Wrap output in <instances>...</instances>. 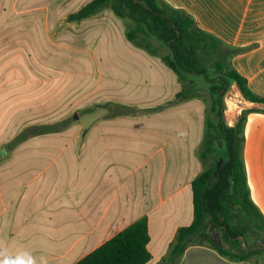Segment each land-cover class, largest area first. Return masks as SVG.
Returning <instances> with one entry per match:
<instances>
[{
    "label": "crops",
    "instance_id": "1",
    "mask_svg": "<svg viewBox=\"0 0 264 264\" xmlns=\"http://www.w3.org/2000/svg\"><path fill=\"white\" fill-rule=\"evenodd\" d=\"M162 1L229 45L257 44L232 62L264 95V57L257 56L264 48V0ZM128 47L101 61L98 101L78 107L72 82L57 84L50 62L38 67L37 56L0 57V249L77 264L146 220L145 264H255L253 257L221 253L218 247L240 249L213 223V236L192 235L179 247L181 230L195 221L193 182L214 163L202 157L207 88L177 98L178 76ZM47 125L50 133L15 143L22 132ZM244 157L252 199L264 216V156L245 149Z\"/></svg>",
    "mask_w": 264,
    "mask_h": 264
},
{
    "label": "trees",
    "instance_id": "2",
    "mask_svg": "<svg viewBox=\"0 0 264 264\" xmlns=\"http://www.w3.org/2000/svg\"><path fill=\"white\" fill-rule=\"evenodd\" d=\"M121 5H125L126 13L121 10ZM108 7H112L117 15L134 21L136 27L128 32V37L137 47L155 54L157 48L150 42L155 39L168 49L169 54L162 60L183 84L177 98L191 97L200 89L197 76H202L208 84L206 88L212 98L211 110L217 116L218 123L210 119L207 121L202 157L207 159L212 156L214 163L193 182L195 221L191 227L181 230L179 247L192 235L207 236V229L213 223L223 227L225 237L234 239L240 249L238 253H231L218 247L221 253L237 260L254 257L261 250L244 249L239 238L246 239V230L251 224L264 231V216L252 199L243 153L248 116L264 113V110H243L234 126H228L224 121V98L234 84L246 101L264 105V95L257 93L248 78L233 65V58L243 53L244 49L225 43L218 36L200 28L195 18L185 10L174 8L162 0H91L69 14L67 19L69 22H81ZM52 129L51 125H47L26 130L15 143L36 133H50ZM220 159L222 164L218 170ZM234 215L244 223L243 226L233 224ZM148 242L147 221L141 220L77 264H145L150 259Z\"/></svg>",
    "mask_w": 264,
    "mask_h": 264
},
{
    "label": "rangeland",
    "instance_id": "3",
    "mask_svg": "<svg viewBox=\"0 0 264 264\" xmlns=\"http://www.w3.org/2000/svg\"><path fill=\"white\" fill-rule=\"evenodd\" d=\"M90 1L0 0V57L5 55L16 59L24 56L34 59L37 56L38 67H45L50 62L52 65H48L49 68L56 67L54 69L56 73L54 70L51 72L55 73L57 84L58 81H64V86H67L69 81L72 82L70 87L74 88H71V94H75L73 105L77 107L86 102L98 101L101 61L105 62L109 60L108 57L129 50L130 44L143 50V53L155 56L164 64L162 58L169 54L168 49L162 47L155 39L150 40L152 46L157 48L155 54L145 48L137 47L128 37V32L135 28L136 24L129 17L117 15L112 7L103 9L86 21L68 22L67 17L70 13ZM121 10L126 13L125 5H121ZM241 48L244 49L241 54H245L258 49L259 46L252 44ZM257 56L264 57V48ZM197 78L200 86L208 85L202 76ZM179 82L181 83L180 80ZM181 85L183 86L182 83ZM235 86L237 85H232L224 98V121L228 126L236 125L245 109L264 110L263 104L250 103L242 94L234 99L236 104L234 105L232 96ZM261 88L264 90V85ZM89 94H92V97L84 101L83 98ZM204 96L210 100V105L207 106V118H213V122L217 124L218 118L210 107L212 98L207 91ZM246 136L244 153L246 149L255 156H259L260 153L264 156V113H252L248 116ZM247 141H250L248 145ZM233 220L237 227L244 225L237 215H234ZM213 233V227L210 226L207 234L213 236ZM239 240L244 249L259 248L261 252L253 257V261L255 264H264V241H262L264 231L251 224L247 227L246 239L240 237Z\"/></svg>",
    "mask_w": 264,
    "mask_h": 264
},
{
    "label": "clouds",
    "instance_id": "4",
    "mask_svg": "<svg viewBox=\"0 0 264 264\" xmlns=\"http://www.w3.org/2000/svg\"><path fill=\"white\" fill-rule=\"evenodd\" d=\"M0 264H48V260L44 256L37 258L28 251H19L11 255L0 249Z\"/></svg>",
    "mask_w": 264,
    "mask_h": 264
},
{
    "label": "bare ground",
    "instance_id": "5",
    "mask_svg": "<svg viewBox=\"0 0 264 264\" xmlns=\"http://www.w3.org/2000/svg\"><path fill=\"white\" fill-rule=\"evenodd\" d=\"M239 94H241L240 91L238 90V88H235V89H234L233 96H232V97H233V98H232V99H233V100H232V103L234 102V105H236L234 99L237 98ZM244 101H245V100H244ZM230 102H231V101H230ZM243 103H244V102H243ZM246 104H247V103H246Z\"/></svg>",
    "mask_w": 264,
    "mask_h": 264
},
{
    "label": "water",
    "instance_id": "6",
    "mask_svg": "<svg viewBox=\"0 0 264 264\" xmlns=\"http://www.w3.org/2000/svg\"><path fill=\"white\" fill-rule=\"evenodd\" d=\"M224 120H225V116H224ZM221 164H222V160L220 159V160H219V164H218V170L220 169Z\"/></svg>",
    "mask_w": 264,
    "mask_h": 264
},
{
    "label": "flooded vegetation",
    "instance_id": "7",
    "mask_svg": "<svg viewBox=\"0 0 264 264\" xmlns=\"http://www.w3.org/2000/svg\"><path fill=\"white\" fill-rule=\"evenodd\" d=\"M262 241H264V240H262Z\"/></svg>",
    "mask_w": 264,
    "mask_h": 264
}]
</instances>
